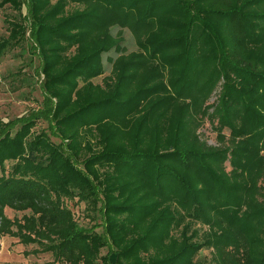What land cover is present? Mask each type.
I'll return each instance as SVG.
<instances>
[{"label":"trees","instance_id":"1","mask_svg":"<svg viewBox=\"0 0 264 264\" xmlns=\"http://www.w3.org/2000/svg\"><path fill=\"white\" fill-rule=\"evenodd\" d=\"M19 1L0 5L20 13ZM72 1L84 8L65 17L68 0L27 4L47 97L37 117L70 150L42 133L22 162L7 168L0 154V239L38 245L59 264H196L207 247L214 264H264L253 251L264 245V0ZM114 28L139 51L113 59L97 85L103 55L122 50ZM15 31L0 55L23 38ZM206 121L218 146L201 139ZM75 199L104 208L93 216L106 217L100 234L75 218ZM195 222L211 229L202 239Z\"/></svg>","mask_w":264,"mask_h":264},{"label":"rangeland","instance_id":"2","mask_svg":"<svg viewBox=\"0 0 264 264\" xmlns=\"http://www.w3.org/2000/svg\"><path fill=\"white\" fill-rule=\"evenodd\" d=\"M28 1L20 0L19 6L21 11L19 13L17 8L11 5H0V42L4 39H8L10 36V29L14 32L18 29L23 33V38L18 37V41L13 43L10 48L8 47L6 52L0 55V147L1 155L6 158L7 168H9L14 162L20 163L22 159L27 157L28 144L38 138L42 133L51 137L57 148L65 155L69 152L70 148L67 146L70 144L68 138H64L59 134V137L52 136L51 130L48 129V123L45 119H39L38 115L44 114L46 109L45 91L43 88L44 74L42 73V62L39 57L34 53V47L36 44L31 38L32 26L29 21L28 15ZM59 0H52L53 6ZM1 4V3H0ZM84 8L82 5L75 4L72 0H68L65 4L62 17L74 13L76 10ZM27 20V21H25ZM184 19L183 22H186ZM179 31H171L170 35H182L186 33V28L180 26ZM113 35L120 41L121 52L115 50L108 54L103 55V61L106 68V73L93 80L97 85H102L105 78L111 75L113 70V59L123 54H130L132 52L139 51L136 40L130 31L121 28H114L112 30ZM15 42V41H14ZM34 46V47H33ZM2 48V46H0ZM77 47L72 51H75ZM72 53V52H71ZM69 53L65 59L59 60L57 63L63 65L62 70L55 69L54 74H60L67 69L71 64L68 60H71L74 56ZM1 54V53H0ZM219 91V90H218ZM218 91L214 93L210 99V104L214 103L218 97ZM53 103L56 99L52 100ZM52 130L55 131L54 128ZM56 134L58 130L56 129ZM201 139L207 142L209 145L218 146L217 133L213 131L210 122L206 121L202 128L199 130ZM225 134L229 137V131L225 130ZM90 153H85L80 156L78 167L86 172L83 162L90 156ZM227 171L231 170L229 162L226 163ZM111 170V169H106ZM101 172L103 169L100 170ZM72 208L75 218L80 224H83L86 228H89L91 234H100L103 231V227L97 225L100 222L99 216L101 215L103 225L105 226L106 217L101 214H96L97 219L93 220V216L96 213V209L101 208L100 203H84L75 199L73 202H69ZM104 210V208H101ZM29 212H17L11 209H6V215L10 219L21 220L24 215ZM91 216V217H90ZM194 229L200 230V238H204L206 232H210L211 229L208 226L193 223ZM251 238H257L251 233V226H248ZM15 230H18L16 227ZM179 231H175L174 235L178 236ZM264 239V238H262ZM253 251L257 254V260L259 261L261 256L264 255V245L254 247ZM107 249L102 251L105 255ZM55 256L52 253L41 251L38 245H23L20 243L19 238H10L5 236L0 239V264H59L56 263ZM213 251L211 248L202 250L196 257V264H214ZM129 263L132 261H128Z\"/></svg>","mask_w":264,"mask_h":264}]
</instances>
